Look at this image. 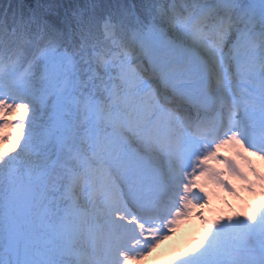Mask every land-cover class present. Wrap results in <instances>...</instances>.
Returning a JSON list of instances; mask_svg holds the SVG:
<instances>
[{"label": "snow or ice", "instance_id": "1", "mask_svg": "<svg viewBox=\"0 0 264 264\" xmlns=\"http://www.w3.org/2000/svg\"><path fill=\"white\" fill-rule=\"evenodd\" d=\"M253 157L264 0H0V264H264Z\"/></svg>", "mask_w": 264, "mask_h": 264}, {"label": "rangeland", "instance_id": "2", "mask_svg": "<svg viewBox=\"0 0 264 264\" xmlns=\"http://www.w3.org/2000/svg\"><path fill=\"white\" fill-rule=\"evenodd\" d=\"M4 150L7 151L8 148L6 145L3 146ZM7 148V149H6ZM242 196L248 201V203L255 206L259 199L258 197H252L249 194L241 193ZM221 197L223 199L217 198L215 199V205L211 204L209 208H205L204 211L212 210L214 207L216 209L223 208L224 207V199L228 200L230 203L236 202L233 197L228 196L226 193H221ZM213 205V206H212ZM187 225H192L193 228H191V233L187 239L181 238L179 241L172 242L173 239L169 238L168 242H164L160 245V247L150 256L147 258V260L144 262V264H167V260L178 250L182 247L187 246L189 243H191L193 240L198 239L199 236L202 234V230L204 228V225L202 224L200 227L197 226L198 219L193 216L190 220L184 221ZM183 222V223H184Z\"/></svg>", "mask_w": 264, "mask_h": 264}, {"label": "bare ground", "instance_id": "3", "mask_svg": "<svg viewBox=\"0 0 264 264\" xmlns=\"http://www.w3.org/2000/svg\"><path fill=\"white\" fill-rule=\"evenodd\" d=\"M257 163V162H256ZM245 194H247V193H245ZM215 199H217V198H214L213 199V201H212V204H214L215 203ZM236 202H234V204H235ZM204 211V210H203ZM213 210H207V211H204V215H205V217H207V218H209V219H211L212 218V216H213ZM186 222H182V224H181V226L178 228V230L170 237L171 239H173V241L172 242H177V241H179V240H181V238H185V239H187L188 237H189V235H190V233H191V228H193V226L192 225H187V224H185ZM203 223L198 219V222H197V226H201ZM204 225V224H203ZM202 232H203V230H202ZM169 240H167V241H165V242H168Z\"/></svg>", "mask_w": 264, "mask_h": 264}, {"label": "trees", "instance_id": "4", "mask_svg": "<svg viewBox=\"0 0 264 264\" xmlns=\"http://www.w3.org/2000/svg\"><path fill=\"white\" fill-rule=\"evenodd\" d=\"M6 147L8 148V146H7V145H6ZM7 148H6V149H7Z\"/></svg>", "mask_w": 264, "mask_h": 264}]
</instances>
